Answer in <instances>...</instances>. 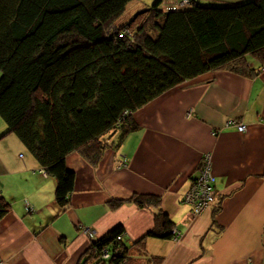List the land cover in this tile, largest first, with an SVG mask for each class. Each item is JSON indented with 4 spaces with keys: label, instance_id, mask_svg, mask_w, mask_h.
Instances as JSON below:
<instances>
[{
    "label": "trees",
    "instance_id": "obj_1",
    "mask_svg": "<svg viewBox=\"0 0 264 264\" xmlns=\"http://www.w3.org/2000/svg\"><path fill=\"white\" fill-rule=\"evenodd\" d=\"M130 1L0 0V138L14 133L56 180L62 209L75 186L69 154L97 165L109 138L117 134L120 145L139 128L135 111L170 88L209 71L251 78L264 68V0H188L167 11L154 0L115 25ZM125 201L154 210L153 228L135 243L176 235L160 195L110 202ZM10 210L0 194V221ZM124 237L117 224L91 239V264L163 262L136 257Z\"/></svg>",
    "mask_w": 264,
    "mask_h": 264
},
{
    "label": "crops",
    "instance_id": "obj_2",
    "mask_svg": "<svg viewBox=\"0 0 264 264\" xmlns=\"http://www.w3.org/2000/svg\"><path fill=\"white\" fill-rule=\"evenodd\" d=\"M134 118L139 128L120 145L117 134L111 136L97 165L78 152L68 155L76 177L65 209L55 199L56 180L21 140L14 133L0 138V194L11 203L0 221V264H91V238L84 229L96 238L117 224L130 251L142 259L264 264V68L251 78L203 73L155 97ZM231 118L246 130L228 125ZM5 129L0 124V134ZM206 152L213 156L218 197L193 215L182 196ZM121 161L127 165L119 167ZM135 193L160 195L178 236L135 243L153 228L154 210L133 201L117 208L110 202Z\"/></svg>",
    "mask_w": 264,
    "mask_h": 264
},
{
    "label": "built area",
    "instance_id": "obj_3",
    "mask_svg": "<svg viewBox=\"0 0 264 264\" xmlns=\"http://www.w3.org/2000/svg\"><path fill=\"white\" fill-rule=\"evenodd\" d=\"M229 123L236 125L238 124L235 120H231ZM237 128L239 131L246 130L245 125L238 124ZM206 158L207 157L205 156L204 159ZM124 164L126 165L125 162ZM215 181L216 178L211 171L210 166L206 165L200 171L199 177L192 182L191 187H189L188 191L182 197L184 202L190 204L193 215L201 214L216 201L218 192L217 189H215ZM84 232H86L91 239L95 238V232L93 230L85 228ZM176 233L178 236V232ZM104 257H109V254L105 252Z\"/></svg>",
    "mask_w": 264,
    "mask_h": 264
},
{
    "label": "rangeland",
    "instance_id": "obj_4",
    "mask_svg": "<svg viewBox=\"0 0 264 264\" xmlns=\"http://www.w3.org/2000/svg\"><path fill=\"white\" fill-rule=\"evenodd\" d=\"M162 1L163 2L159 6L161 9H163L165 11H167L169 9L181 8V7L187 6V4H189V2H186L188 0H175V1L174 0H162ZM227 1H230V0H227ZM153 2H154V0H131L130 3L128 4V7L126 8V11L124 12V14L116 22H114L115 25L120 26V25H123L124 23H127L136 11H138L140 9H145V8L147 9L150 5L153 4ZM252 62H255V61L253 60ZM0 74H1V72H0ZM231 120H235L239 125H245V124L239 122V120L235 119V118L228 119V123H227L228 125H235V126L238 125V124L236 125V124L229 123V121H231ZM2 123L5 124L4 120L2 118H0V124H2ZM243 131H245V130H243ZM243 131H241V132H243ZM205 156L207 157L206 159H204ZM206 165L210 166L211 171L215 175V173L213 171V156L210 152H206L203 154L201 162L199 163V166H198V173L196 175H194L193 177H191L188 188L185 190L184 194L188 191L189 187H191L192 182L194 180H196V178L199 177L200 171ZM122 166H126L123 161L119 162V167H122ZM203 171H205V170H203ZM215 178H216V175H215ZM216 182H217V178L215 181V189H217L216 188ZM184 194H183V196H184ZM217 197H218V195H217Z\"/></svg>",
    "mask_w": 264,
    "mask_h": 264
},
{
    "label": "clouds",
    "instance_id": "obj_5",
    "mask_svg": "<svg viewBox=\"0 0 264 264\" xmlns=\"http://www.w3.org/2000/svg\"><path fill=\"white\" fill-rule=\"evenodd\" d=\"M123 162H125V163H126V161H123Z\"/></svg>",
    "mask_w": 264,
    "mask_h": 264
},
{
    "label": "bare ground",
    "instance_id": "obj_6",
    "mask_svg": "<svg viewBox=\"0 0 264 264\" xmlns=\"http://www.w3.org/2000/svg\"><path fill=\"white\" fill-rule=\"evenodd\" d=\"M127 165V164H126ZM108 253V252H107ZM109 254V253H108Z\"/></svg>",
    "mask_w": 264,
    "mask_h": 264
}]
</instances>
